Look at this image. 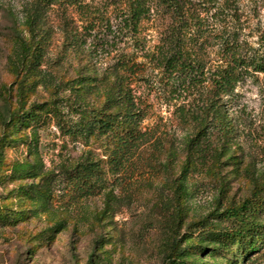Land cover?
Returning a JSON list of instances; mask_svg holds the SVG:
<instances>
[{
    "label": "rangeland",
    "instance_id": "1",
    "mask_svg": "<svg viewBox=\"0 0 264 264\" xmlns=\"http://www.w3.org/2000/svg\"><path fill=\"white\" fill-rule=\"evenodd\" d=\"M230 1L243 36L257 46L264 0ZM129 2L83 0L33 11V0H0V214L9 216L0 221V264H164L173 241L195 246L211 225H226L224 209L251 193L252 168L264 174V73L235 89L230 144L223 148L221 134L208 129L205 153L235 155L219 159L215 177L210 152L187 159L185 138L198 127L176 112L198 96L172 98L146 80L132 84L143 137L130 159H113L93 123L96 111L115 110L111 66L134 54L150 75L145 53L158 44L163 25L154 7L129 23ZM204 58L209 67L217 56ZM30 109L36 118L9 126L12 112L17 119ZM23 186L34 191L23 194ZM205 255L192 251L187 258L228 264Z\"/></svg>",
    "mask_w": 264,
    "mask_h": 264
},
{
    "label": "trees",
    "instance_id": "2",
    "mask_svg": "<svg viewBox=\"0 0 264 264\" xmlns=\"http://www.w3.org/2000/svg\"><path fill=\"white\" fill-rule=\"evenodd\" d=\"M81 1L33 0V11L55 4L75 5ZM129 4L126 17L129 23L137 25L153 7L163 19L158 44L153 51L145 53L152 70L150 75H145L142 63L135 61L134 54L120 55L111 66L115 78L109 92L115 110L96 111L93 123L99 134L108 138L113 147V159H130L143 137L139 129L143 115L133 91V82L146 80L172 98L197 95L199 101L193 98L184 102L176 112L185 125L198 127L194 135L185 138L186 145H190L187 159L193 156L195 159L199 153L205 158L210 152L214 161L209 174L215 177L224 163L219 159H232L235 155L229 150L222 152L216 148L205 153L204 150H208L205 149L208 129L221 134L223 148L230 144L228 141L236 133L232 115L236 114L238 104L235 89L247 78L257 79L259 73H264V32H256L257 46L247 40L243 36L244 22L230 0L219 5L209 3L208 7L212 6L209 8L206 4L196 6L191 0H130ZM232 11L233 14L229 13ZM209 53H214L217 59L207 67L204 56ZM87 78L76 81L80 84ZM26 112L17 119L18 114L12 112L9 126L16 129V126L28 124L37 117L32 109ZM182 168L186 172L189 162L186 161ZM252 169L250 195L236 205H229L222 213L227 224L211 225L205 230L204 239L195 246L180 248L178 241H173L164 264H200L202 258L194 261L187 258L192 251L200 255L206 253L205 256L213 260L224 257L228 264L264 262V174ZM33 191L32 187L23 186L21 193ZM8 217L0 214V221Z\"/></svg>",
    "mask_w": 264,
    "mask_h": 264
}]
</instances>
